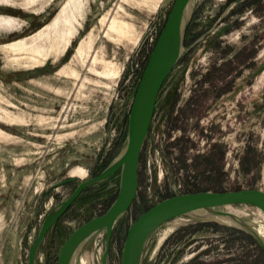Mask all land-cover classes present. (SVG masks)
<instances>
[{
  "label": "rangeland",
  "instance_id": "rangeland-1",
  "mask_svg": "<svg viewBox=\"0 0 264 264\" xmlns=\"http://www.w3.org/2000/svg\"><path fill=\"white\" fill-rule=\"evenodd\" d=\"M174 1L0 0V264H28L51 212L126 148L132 98ZM24 40L48 56L33 64L28 50L5 48ZM183 46L159 94L138 194L115 225L108 264H121L129 227L166 199L264 192V0H193ZM71 177L77 182L47 195ZM121 177L76 200L36 264H57L69 236L114 203ZM106 187L113 190L100 193ZM219 211L247 222L264 242L258 208ZM226 228L240 230L218 219L177 218L151 235L139 264H264L253 237ZM105 247L102 232L76 264H102Z\"/></svg>",
  "mask_w": 264,
  "mask_h": 264
},
{
  "label": "water",
  "instance_id": "water-1",
  "mask_svg": "<svg viewBox=\"0 0 264 264\" xmlns=\"http://www.w3.org/2000/svg\"><path fill=\"white\" fill-rule=\"evenodd\" d=\"M192 4L193 0L174 1L132 98L126 148L100 175L79 184L72 196L51 212L43 223L37 239L29 252L28 264H36L38 251L47 234L76 202L82 191L87 187L109 179L121 171L120 188L114 203L106 213L90 219L69 236L60 249L57 262V264H71L78 249L82 251L96 235L105 232L106 247L102 264H108L115 225L130 210L138 194L141 156L154 117L159 94L183 53L177 55L176 51L175 54L171 55L169 53V45L172 39L182 31L183 46ZM75 182H77L76 178H68L54 185L47 195L60 187ZM235 205L256 207L264 213V192L260 190H240L221 193L200 192L183 194L154 205L129 227L122 250L121 264H139L144 247L151 235L170 221L188 215L210 219L194 214L202 210L216 211L221 216L236 219L237 222H235L239 229L253 237L264 249V242L247 222L240 218L238 219L232 214L219 211L221 208Z\"/></svg>",
  "mask_w": 264,
  "mask_h": 264
},
{
  "label": "bare ground",
  "instance_id": "bare-ground-1",
  "mask_svg": "<svg viewBox=\"0 0 264 264\" xmlns=\"http://www.w3.org/2000/svg\"><path fill=\"white\" fill-rule=\"evenodd\" d=\"M75 22H77V20L75 18H74L73 21H68L67 22V25H68V33H69L68 34V40H67V43H66L67 46L69 45V43H68L69 39L72 38V36H73L72 29H73V25H74ZM5 48H8V49L9 48L10 49L21 48L24 51H27L28 50L29 51V55H30L29 56V60L33 64H38L39 63V58H44L45 59V57L48 56V54H44V51L43 50H41L39 48H33V47L27 45L25 40L24 41L17 42V43L12 44V45L5 46ZM56 48L59 49L58 45L52 47L51 51H53ZM183 49H184V47L182 46V31H181L174 39H172V41H171V43L169 45V53L171 55H173L177 51V55H180L183 52ZM228 207H230V206H228ZM194 214H198V215H200L202 217H206V218H210V219H218L220 221H224V222H227V223H233L234 224V223L237 222L236 219L234 220V218H230V217H227V216H221L216 211H212V210H202V211H198V212H196ZM237 218L239 219V217H237ZM259 221L260 220H257L256 219L254 222H259ZM244 226L247 227V225H245V224H244ZM258 232L261 235L264 236V225H261L258 228ZM80 251H81V249H78L76 251V253L74 254V257H73V259L71 261V264H76V261H77V258H78V255H79ZM82 263L83 264H91V263H89V260L87 261L84 258L82 259Z\"/></svg>",
  "mask_w": 264,
  "mask_h": 264
},
{
  "label": "flooded vegetation",
  "instance_id": "flooded-vegetation-1",
  "mask_svg": "<svg viewBox=\"0 0 264 264\" xmlns=\"http://www.w3.org/2000/svg\"><path fill=\"white\" fill-rule=\"evenodd\" d=\"M110 178H111V177H110ZM90 180H91V179H90ZM87 181H88V180H87ZM84 182H86V181H84ZM78 185H79V184H77V187H78ZM91 187H92V186L85 188V189L82 191V193L80 194V196L78 197V199L80 200V199L85 198V197H83V195H84L85 193L89 192V190L91 189ZM76 189H77V188H76ZM108 189H111V188H110V187H106L105 189L101 190L100 193H107V192H109ZM112 190H113V189H111V191H112ZM88 198H90V196H89ZM78 199H77V200H78Z\"/></svg>",
  "mask_w": 264,
  "mask_h": 264
},
{
  "label": "trees",
  "instance_id": "trees-1",
  "mask_svg": "<svg viewBox=\"0 0 264 264\" xmlns=\"http://www.w3.org/2000/svg\"><path fill=\"white\" fill-rule=\"evenodd\" d=\"M150 209V208H149ZM148 209V210H149ZM227 230H229V231H236V232H239V233H242V234H245L243 231H240V230H237V229H233V228H226ZM246 235V234H245ZM248 236V235H247ZM249 238H250V236H248ZM255 243V245H257L256 244V242H254Z\"/></svg>",
  "mask_w": 264,
  "mask_h": 264
}]
</instances>
